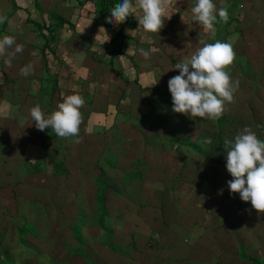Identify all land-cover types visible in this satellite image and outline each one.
<instances>
[{"label": "rangeland", "instance_id": "374dc122", "mask_svg": "<svg viewBox=\"0 0 264 264\" xmlns=\"http://www.w3.org/2000/svg\"><path fill=\"white\" fill-rule=\"evenodd\" d=\"M213 2L228 22L198 23L199 39L173 53V74L134 122L140 147L64 166L38 164L32 149V165L15 169L0 150V264H264V213L230 193L224 150L246 126L264 140V0ZM199 40L235 51L225 70L239 87L220 121L172 110L168 81Z\"/></svg>", "mask_w": 264, "mask_h": 264}, {"label": "crops", "instance_id": "0c3cea01", "mask_svg": "<svg viewBox=\"0 0 264 264\" xmlns=\"http://www.w3.org/2000/svg\"><path fill=\"white\" fill-rule=\"evenodd\" d=\"M195 3L171 0L159 33H145L139 27L142 13L137 8L129 16L117 51L111 43L121 29L99 22L97 0H0V40L5 36L15 40L0 53L4 162L16 161L13 169L32 165L34 149L40 165L86 164L91 156L100 159L106 149L122 148L123 143L140 147L142 133L133 126L149 115L153 86L173 74V53L190 46L194 37L199 39L198 22L191 13ZM16 45L22 51L16 52ZM26 67L30 71L23 75L21 69ZM71 94L85 101L79 136L61 138L50 128L38 130L30 109L39 105L45 116L50 115Z\"/></svg>", "mask_w": 264, "mask_h": 264}, {"label": "clouds", "instance_id": "9594fccd", "mask_svg": "<svg viewBox=\"0 0 264 264\" xmlns=\"http://www.w3.org/2000/svg\"><path fill=\"white\" fill-rule=\"evenodd\" d=\"M171 0H122L110 11L106 18L108 24H121L137 8L141 11L138 23L145 33H159L164 26L165 13ZM192 19L205 30H214L220 21L228 22L226 7L217 10L213 0H196L191 7ZM15 43L13 37L5 36L0 40V53ZM201 47L196 48L187 62H178L175 69L180 74L169 79L168 89L172 97V110L201 119L217 120L224 112L225 103H231L238 83L233 82L225 70L235 60V51L230 43L216 41L207 43L198 41ZM16 52L22 51L16 45ZM145 57L149 52L141 50ZM29 67L21 69L27 75ZM83 97L77 94L66 95L57 109L45 116L39 105L30 109L31 120L35 127L51 131L61 138L78 137L81 124L80 109L84 106ZM78 143L79 140H76ZM205 144H211V138H205ZM226 169L232 179L227 182L230 193H238L244 202H250L257 213H264V140H261L250 127H244L235 136L234 141L225 139Z\"/></svg>", "mask_w": 264, "mask_h": 264}, {"label": "trees", "instance_id": "16d2710c", "mask_svg": "<svg viewBox=\"0 0 264 264\" xmlns=\"http://www.w3.org/2000/svg\"><path fill=\"white\" fill-rule=\"evenodd\" d=\"M98 5L100 7V12H99V22L105 24L106 26H114L116 24H108L106 23V18L111 15L110 11L114 8L115 5L119 4L122 2V0H97ZM129 24V17L126 19L124 23L118 24L120 27L121 31L117 34V36L112 40L111 47L114 50H120L121 48V42L125 39V35L123 33V29L125 28L126 25ZM220 121V119H218ZM220 128H223L222 123L220 122ZM189 146H192L195 150L198 152L202 153L201 148L196 145L193 142H188ZM79 241L83 244L85 243L82 239V237H78Z\"/></svg>", "mask_w": 264, "mask_h": 264}]
</instances>
